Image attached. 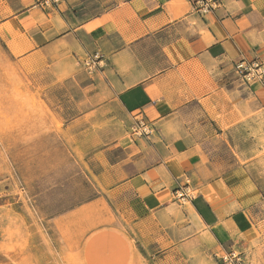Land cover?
<instances>
[{
    "label": "crops",
    "instance_id": "1",
    "mask_svg": "<svg viewBox=\"0 0 264 264\" xmlns=\"http://www.w3.org/2000/svg\"><path fill=\"white\" fill-rule=\"evenodd\" d=\"M56 1L0 0L11 8L0 35L63 78L98 55L91 100L147 130L124 161L135 169L122 185L136 214L180 206L183 243L200 257L234 252L238 264H264V154L242 156L264 148L243 142L238 123L264 136V79L247 84L235 72L241 60L264 66V0H219L205 14L198 0ZM179 188L188 197L173 200Z\"/></svg>",
    "mask_w": 264,
    "mask_h": 264
},
{
    "label": "rangeland",
    "instance_id": "2",
    "mask_svg": "<svg viewBox=\"0 0 264 264\" xmlns=\"http://www.w3.org/2000/svg\"><path fill=\"white\" fill-rule=\"evenodd\" d=\"M8 12L0 2V17ZM18 55L0 35V264H228L186 247L180 206L136 214L124 161L145 134L140 118L91 100L92 70L63 78ZM238 123L243 142L264 148L247 119Z\"/></svg>",
    "mask_w": 264,
    "mask_h": 264
},
{
    "label": "built area",
    "instance_id": "3",
    "mask_svg": "<svg viewBox=\"0 0 264 264\" xmlns=\"http://www.w3.org/2000/svg\"><path fill=\"white\" fill-rule=\"evenodd\" d=\"M54 3H56V0H50ZM219 3V0H198L197 4V10L199 13H208L215 9ZM98 59V55H95L92 59H86L84 61L85 66L88 67L89 70H93L94 64ZM235 72L238 75L239 78L242 79L244 83H251L255 80H263L264 79V66L259 62L258 60L253 61H245L241 60L240 62L235 64ZM138 123V129L140 136L143 134H147V130L145 129V123L142 120H137ZM177 197L179 199H185L188 197V194L182 189L179 188L176 191ZM222 260L228 264H238L239 258L238 255L234 252H230L229 254H226L225 256H222Z\"/></svg>",
    "mask_w": 264,
    "mask_h": 264
}]
</instances>
